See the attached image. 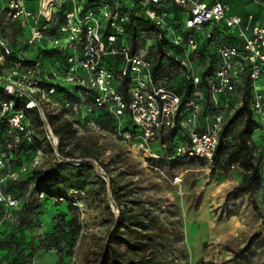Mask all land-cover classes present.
<instances>
[{
	"label": "rangeland",
	"instance_id": "rangeland-1",
	"mask_svg": "<svg viewBox=\"0 0 264 264\" xmlns=\"http://www.w3.org/2000/svg\"><path fill=\"white\" fill-rule=\"evenodd\" d=\"M217 1L244 19L260 15L262 0ZM137 13L138 31L126 34L139 37L131 50L155 59L164 52L151 51L153 27L146 8L139 6ZM2 24V33L14 38L18 21ZM31 26L24 27L25 37ZM164 79L181 91L186 77L174 70ZM68 90L71 94L61 85L43 104L48 122L59 131L54 133L58 145L47 138L44 117L28 112L40 154L31 147L7 155L9 127L0 121V196L16 200L10 209L0 202V264H264V128L258 114L251 138L261 181L249 192L240 188L244 171L239 165L174 159L175 144L186 137L184 128L174 132L172 142H163L167 135L146 142L128 119L95 106L93 90ZM65 98L72 107H63ZM191 115L185 110L179 119ZM226 124L232 135L244 118L232 112ZM127 132L131 139L125 138ZM65 153L72 155L69 161ZM50 167L67 181L65 200L35 191L34 170Z\"/></svg>",
	"mask_w": 264,
	"mask_h": 264
},
{
	"label": "built area",
	"instance_id": "built-area-1",
	"mask_svg": "<svg viewBox=\"0 0 264 264\" xmlns=\"http://www.w3.org/2000/svg\"><path fill=\"white\" fill-rule=\"evenodd\" d=\"M139 6L146 8L153 27L151 51L162 49L172 57L171 73L178 71L194 87L205 82L208 105L197 92L183 102L166 85L169 70L155 72L160 54L153 59L132 52L139 37L126 34L138 31ZM173 7L182 15L180 21L173 18ZM258 8V17L249 14L244 19L229 4L207 0H0V121L9 127L8 155L22 142L37 149V137L27 122L29 111L44 117L47 138L58 145L43 104L50 103L63 85L69 94L73 86L93 90L95 106L128 119L146 142L184 128L186 137L175 144L173 158L215 165L230 113L236 114L249 100L264 128V0ZM7 20L18 21L11 40L2 33ZM29 23L25 37L23 29ZM63 107L72 103L65 98ZM182 108L192 112L185 121L179 119ZM12 131L19 135L12 136ZM124 136L131 139L132 133ZM0 202L9 209L16 205L11 196H0Z\"/></svg>",
	"mask_w": 264,
	"mask_h": 264
},
{
	"label": "trees",
	"instance_id": "trees-1",
	"mask_svg": "<svg viewBox=\"0 0 264 264\" xmlns=\"http://www.w3.org/2000/svg\"><path fill=\"white\" fill-rule=\"evenodd\" d=\"M211 4L217 2V0H209ZM233 9V8H232ZM170 12L173 14V18L177 21L182 19V15L179 13L177 7H173ZM163 54L166 58H169L170 63H164V58L161 59ZM173 58L167 56L165 53H160L157 64L155 66V72L158 74H164V69L170 70L173 67L174 63ZM213 72V66L210 67L206 72L203 73V78L205 79L207 75ZM169 71L168 74H170ZM167 74V75H168ZM184 84L182 85L181 91H175L182 96V101L185 102L188 99H191L193 95L197 92L200 93L201 96L205 100V104H209V97H208V86L204 82V84L200 85L199 87H194L193 83L187 79L184 80ZM247 86V94H250V83L249 81L246 84ZM183 112V108L182 111ZM240 115L244 118V124L240 127V129L232 135H228L224 128L223 132L220 135L219 145L216 150L215 158L216 164L219 166L220 164L227 165L231 167L232 165H239L240 168L244 171L243 174V181L240 185V188L254 192L260 181H261V165L255 163L254 160V153H253V140L251 138L252 135V118L254 113L250 109L249 100L246 101L243 107L238 110L235 116ZM260 127L257 121H255ZM68 125H71L69 123ZM58 133L59 131L56 129L54 133ZM176 131H171L164 139L163 142L166 143L167 141L173 140V135ZM55 133V134H56ZM57 135V134H56ZM31 151L32 148L25 142H22L17 148L13 149L11 153L14 155H18L21 151ZM8 155V153H7ZM72 155L70 153H65L64 159L69 161ZM35 176V191L38 194H46L48 197L55 199L57 201H62L67 199L68 197V188H67V181L64 176H62L59 172H56L53 168H46V169H36L34 170Z\"/></svg>",
	"mask_w": 264,
	"mask_h": 264
},
{
	"label": "crops",
	"instance_id": "crops-1",
	"mask_svg": "<svg viewBox=\"0 0 264 264\" xmlns=\"http://www.w3.org/2000/svg\"><path fill=\"white\" fill-rule=\"evenodd\" d=\"M32 6H34V8L36 7V4H32Z\"/></svg>",
	"mask_w": 264,
	"mask_h": 264
}]
</instances>
